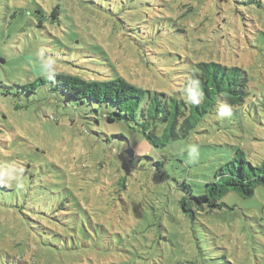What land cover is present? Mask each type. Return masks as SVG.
<instances>
[{
	"label": "rangeland",
	"instance_id": "obj_1",
	"mask_svg": "<svg viewBox=\"0 0 264 264\" xmlns=\"http://www.w3.org/2000/svg\"><path fill=\"white\" fill-rule=\"evenodd\" d=\"M163 2L169 10L158 15L177 18L180 34L134 26L133 16L159 20L146 0L139 8L132 0H0V264H264L263 186L250 198L231 192L227 205L194 218L176 190L177 179L212 176L238 147L264 157V0ZM55 9L62 18L53 23ZM71 37L152 93L176 94L183 68L199 61L239 66L250 79L247 102L155 152L127 125L87 120L51 83L20 89L40 76V52L55 58L57 72L96 78L89 59L67 49ZM132 145L167 157L163 177L164 165L138 161ZM36 220L58 234L39 232Z\"/></svg>",
	"mask_w": 264,
	"mask_h": 264
},
{
	"label": "trees",
	"instance_id": "obj_2",
	"mask_svg": "<svg viewBox=\"0 0 264 264\" xmlns=\"http://www.w3.org/2000/svg\"><path fill=\"white\" fill-rule=\"evenodd\" d=\"M141 1L132 0V3L135 8H139ZM163 1L146 0L150 9H155L154 15L159 19L157 22L145 15L142 20L133 16L131 19L133 25L137 28L146 26L145 28L150 30L158 25L159 31L165 27L171 28L170 30L175 33L183 32L177 18L158 15V13L164 15L169 10ZM61 18L58 10L55 9L52 12L53 23L60 21ZM140 35L144 37L146 34L140 33ZM69 41L70 46L67 49L79 50L77 56L83 57L84 60L89 59L86 63L95 66L93 71L97 74L96 78H88L79 73L58 72L55 81L47 80L40 75L35 81L20 85V89L31 94L42 85L51 83L52 90L57 92L58 100L63 104L85 109L80 115L87 120L99 123V118L103 117L107 123L127 125L142 134L155 152H163L171 146L189 140L194 133H200L199 130L204 127L206 119L213 115L218 116L221 102L230 105L232 110L244 106L247 102L250 79L247 71L239 66H230L217 61H199L192 67L183 68L184 74L180 79L181 89L176 94L152 93L136 86L118 73L115 75L110 73V69L103 64L105 59L97 57L98 55L90 47L79 49L76 47L78 38L71 37ZM64 57L67 58L65 54ZM71 58L66 59L65 64L71 61L73 65ZM80 69L87 72L88 66L86 69L81 67ZM189 81L199 82L198 89L192 88L194 95L198 92L203 93V100L198 105L187 103L184 98ZM105 106L109 108L107 111L104 109ZM120 137L125 135L120 132L111 134V138ZM137 149L139 150L138 147ZM127 151L133 157H138V161L149 160L153 165H164L159 170V176L163 177L166 171L165 164L168 162L167 157L154 158L150 155V151L139 152L133 145L128 146ZM196 183L189 176L184 177L182 181L176 180V190L180 193L178 205L191 218H194L198 211L209 213L221 209L227 205L223 201L224 197L231 192L244 198L254 196L257 187H264V157L251 158L244 149L238 147L231 157L219 165L212 176ZM61 208L62 205L58 206V209ZM51 209L50 206V210L38 212L40 219L51 216L53 214ZM36 223L35 229L44 235L58 234L57 230L48 227L44 220H36ZM12 264H23V261Z\"/></svg>",
	"mask_w": 264,
	"mask_h": 264
},
{
	"label": "clouds",
	"instance_id": "obj_3",
	"mask_svg": "<svg viewBox=\"0 0 264 264\" xmlns=\"http://www.w3.org/2000/svg\"><path fill=\"white\" fill-rule=\"evenodd\" d=\"M37 66L39 73L42 77L47 80L55 81L57 72V63L54 57H50L45 55V53L40 52L36 56ZM189 86L185 89V100L187 103L198 105L203 100V93L198 92V94L194 95L192 88L196 87L198 89L199 82L198 81H189ZM232 107L224 102H221L218 107V116L220 119L229 118L232 116ZM196 149L191 148L188 150V157L189 159H193L196 154ZM159 158V156H157Z\"/></svg>",
	"mask_w": 264,
	"mask_h": 264
}]
</instances>
